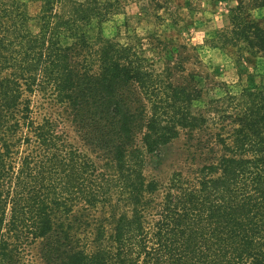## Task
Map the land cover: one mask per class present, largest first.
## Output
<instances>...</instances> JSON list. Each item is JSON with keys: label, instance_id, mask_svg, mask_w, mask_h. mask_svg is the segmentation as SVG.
<instances>
[{"label": "trees", "instance_id": "16d2710c", "mask_svg": "<svg viewBox=\"0 0 264 264\" xmlns=\"http://www.w3.org/2000/svg\"><path fill=\"white\" fill-rule=\"evenodd\" d=\"M39 1L34 33L25 0H0V264H33L38 243L45 264H264V78L198 107L194 75L174 84L98 30L108 4ZM261 8L240 0L214 40L264 58ZM38 90L93 156L35 120ZM182 133L204 162L149 179L147 154Z\"/></svg>", "mask_w": 264, "mask_h": 264}, {"label": "rangeland", "instance_id": "374dc122", "mask_svg": "<svg viewBox=\"0 0 264 264\" xmlns=\"http://www.w3.org/2000/svg\"><path fill=\"white\" fill-rule=\"evenodd\" d=\"M25 1L31 30L37 33L41 29L38 16L42 2ZM99 1L109 6L106 19L98 30L107 38L134 46L157 72L169 66L174 84L192 83L194 75L203 88L198 107L211 98L224 96L226 91L234 90L233 87L238 88L241 82L249 83L254 79L261 83L264 78V58L261 55L249 53L244 46L224 49L214 40L213 33L229 25L230 10L240 0ZM248 12L264 27V8ZM31 99L35 120L41 122L49 118L58 121L72 142L93 156L83 146L51 91L38 90ZM195 151V144L182 133L155 153L147 154L145 174L149 179L167 185L175 172L193 171L204 162ZM95 215L101 216L103 212L98 210ZM39 245L32 247L33 264H45L39 255Z\"/></svg>", "mask_w": 264, "mask_h": 264}]
</instances>
